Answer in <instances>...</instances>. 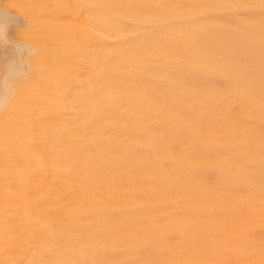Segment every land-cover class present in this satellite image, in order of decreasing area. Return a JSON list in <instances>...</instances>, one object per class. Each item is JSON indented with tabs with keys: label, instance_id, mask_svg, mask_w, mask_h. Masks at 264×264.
<instances>
[{
	"label": "rangeland",
	"instance_id": "obj_1",
	"mask_svg": "<svg viewBox=\"0 0 264 264\" xmlns=\"http://www.w3.org/2000/svg\"><path fill=\"white\" fill-rule=\"evenodd\" d=\"M0 264H264V0H0Z\"/></svg>",
	"mask_w": 264,
	"mask_h": 264
}]
</instances>
